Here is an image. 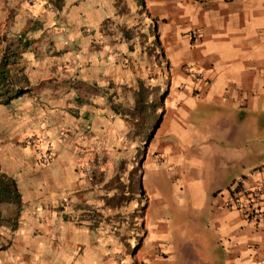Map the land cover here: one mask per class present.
<instances>
[{
	"label": "crops",
	"instance_id": "obj_1",
	"mask_svg": "<svg viewBox=\"0 0 264 264\" xmlns=\"http://www.w3.org/2000/svg\"><path fill=\"white\" fill-rule=\"evenodd\" d=\"M135 2L142 4L143 23L153 26L162 55L172 67L150 147L164 165L185 173L192 228L187 238L176 233L177 243L184 240L179 248L183 257L172 262L259 264L264 259V228L246 222L242 211L225 207L224 201L241 179L248 184L264 180V172H257L264 167V0ZM42 4L56 23L92 28L104 18L107 0H63L59 9L51 0ZM75 39L78 34L72 32L57 40ZM70 49L64 56L46 58L25 51L29 92L0 107V170L15 179L21 196L17 226L10 231L8 264H97L93 251L99 248L92 250L81 237L97 234L100 246L112 243V231L92 226L94 216L84 207L67 209L93 190L73 175L70 155L76 146L70 138L62 139L59 131L72 122L67 109L76 105L75 91L85 90V99L98 95L99 86L118 84L129 70L111 65L109 59L82 70V60L92 56H82L76 45ZM190 69L202 77L192 79ZM85 114L73 125L95 116ZM44 134L45 139L32 137ZM26 137L33 143H25ZM45 147L50 161L37 163ZM205 167L210 170L207 183L201 178ZM82 186L85 189L77 192ZM138 191L145 199L144 191ZM62 203L66 209H57ZM141 207L140 218L147 202ZM161 253L153 264H165L169 255Z\"/></svg>",
	"mask_w": 264,
	"mask_h": 264
},
{
	"label": "rangeland",
	"instance_id": "obj_2",
	"mask_svg": "<svg viewBox=\"0 0 264 264\" xmlns=\"http://www.w3.org/2000/svg\"><path fill=\"white\" fill-rule=\"evenodd\" d=\"M105 8L106 14L97 26L71 27L52 20V11L42 0H0V57L22 34L30 40L34 57L55 54L61 57L71 52L70 46L76 45L82 56H92L82 60L85 65L81 64L82 70L104 65V59L120 69L128 68L129 72L118 84L109 81L108 86L98 87L95 91L98 95L91 94L97 97L88 95L85 99L82 94L85 90L75 91L76 105L67 109L72 122H65L59 133L76 146L75 153L70 155L75 164L73 175L82 183L86 180L87 187L90 185L93 190L85 201L74 202L67 209L76 211L84 207L89 211L85 212L87 215L94 216L92 226H105L112 231V243L103 247L97 244V234L94 238L81 237L92 250L99 248L93 251V258L98 255L97 264H153V259L161 257V251L169 255L165 264H175L173 259L179 261L183 257L179 248L184 244V240L175 241L176 233L187 238L192 228L185 173L180 170L178 174L175 167L164 165L151 154L150 148L155 141L154 130L163 110L172 67L162 55L163 48L154 37L153 26L143 23L146 13L141 3L111 0L110 8L107 0ZM72 32L78 34L72 43L57 40ZM24 54L18 59L23 68ZM67 62L64 60L65 65ZM125 76L130 80H124ZM84 113L95 116L74 126L78 115ZM38 160L35 161L39 163ZM209 171L208 167L202 168L204 183L208 182ZM138 188L144 191L145 199ZM84 189L82 186L77 192ZM145 201L147 207L140 218ZM0 209L3 216L11 210L5 204ZM57 209L66 206L62 203ZM6 231L9 232L5 234ZM10 235V230L0 225V264H8Z\"/></svg>",
	"mask_w": 264,
	"mask_h": 264
},
{
	"label": "trees",
	"instance_id": "obj_3",
	"mask_svg": "<svg viewBox=\"0 0 264 264\" xmlns=\"http://www.w3.org/2000/svg\"><path fill=\"white\" fill-rule=\"evenodd\" d=\"M63 0H51L52 5L59 9ZM31 50L30 40L22 34L17 35L0 57V107H5L10 102L29 92L25 89L28 79L23 66L18 59L25 51ZM8 205L11 210L3 216L0 209V225L13 231L17 226V220L21 209V196L13 177L0 170V205Z\"/></svg>",
	"mask_w": 264,
	"mask_h": 264
},
{
	"label": "built area",
	"instance_id": "obj_4",
	"mask_svg": "<svg viewBox=\"0 0 264 264\" xmlns=\"http://www.w3.org/2000/svg\"><path fill=\"white\" fill-rule=\"evenodd\" d=\"M192 37L194 33H189ZM190 77L199 80L202 74L198 70L190 69ZM25 143L32 144V137H26ZM50 154L44 149L39 155V162L46 164L50 161ZM264 172V167L257 170ZM224 206L230 209L240 210L243 212V218L246 222H253L264 228V180L259 179L255 183H245V179H241L230 190L229 197L224 201ZM264 264V259L259 263Z\"/></svg>",
	"mask_w": 264,
	"mask_h": 264
}]
</instances>
